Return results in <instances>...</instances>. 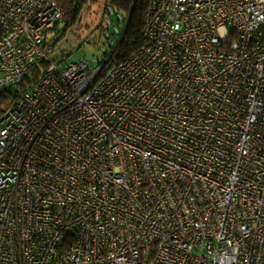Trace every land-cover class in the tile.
I'll use <instances>...</instances> for the list:
<instances>
[{
	"label": "built area",
	"instance_id": "built-area-1",
	"mask_svg": "<svg viewBox=\"0 0 264 264\" xmlns=\"http://www.w3.org/2000/svg\"><path fill=\"white\" fill-rule=\"evenodd\" d=\"M91 62L50 57L58 0H0V264H264V0L108 6ZM115 17V19L113 18Z\"/></svg>",
	"mask_w": 264,
	"mask_h": 264
},
{
	"label": "trees",
	"instance_id": "trees-1",
	"mask_svg": "<svg viewBox=\"0 0 264 264\" xmlns=\"http://www.w3.org/2000/svg\"><path fill=\"white\" fill-rule=\"evenodd\" d=\"M58 2L66 12L63 21L54 30L55 36H60L59 41L65 39L71 32L80 35L82 30L87 33L100 30L106 36L108 6H112L118 14L129 18L128 30L119 51V58L125 60L145 43L144 25L149 0H105V2L100 0H58ZM70 55L65 56L62 62L70 58ZM47 66V62H40L30 68L24 78L15 86L0 91V116L40 78Z\"/></svg>",
	"mask_w": 264,
	"mask_h": 264
},
{
	"label": "rangeland",
	"instance_id": "rangeland-1",
	"mask_svg": "<svg viewBox=\"0 0 264 264\" xmlns=\"http://www.w3.org/2000/svg\"><path fill=\"white\" fill-rule=\"evenodd\" d=\"M105 2V0H100ZM115 19V17H113ZM80 35L70 33L65 39L60 40L51 51L50 57L61 63L65 56L70 55L64 63L79 59H86L91 62L103 56V46L107 44V37L100 30L87 33L80 31ZM55 35L51 32L50 35Z\"/></svg>",
	"mask_w": 264,
	"mask_h": 264
},
{
	"label": "water",
	"instance_id": "water-1",
	"mask_svg": "<svg viewBox=\"0 0 264 264\" xmlns=\"http://www.w3.org/2000/svg\"><path fill=\"white\" fill-rule=\"evenodd\" d=\"M128 25H129V24H128ZM127 30H128V26H127V28H126L125 36H126Z\"/></svg>",
	"mask_w": 264,
	"mask_h": 264
}]
</instances>
